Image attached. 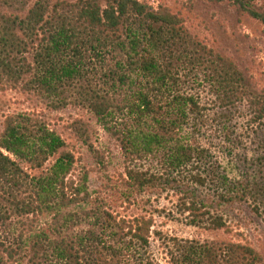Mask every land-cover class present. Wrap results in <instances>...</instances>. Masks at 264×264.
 Instances as JSON below:
<instances>
[{
    "label": "rangeland",
    "instance_id": "1",
    "mask_svg": "<svg viewBox=\"0 0 264 264\" xmlns=\"http://www.w3.org/2000/svg\"><path fill=\"white\" fill-rule=\"evenodd\" d=\"M35 1L26 0L16 8L0 4V10L25 17ZM58 1L68 7L80 0L51 3ZM140 1L180 19L177 30L164 35L169 39L167 47L156 51L170 73L172 93L167 92L164 101L173 94L195 100V105L186 107L185 116L177 112L172 116L178 119L179 133L203 148L206 156L188 168L172 171L162 153L130 152L128 132L139 126L129 106L133 89L112 73L122 71L117 52L104 49L98 56L88 46L84 50L87 74L81 86L68 92L65 106H54L32 82L34 54L48 24L30 36L16 28L24 42L7 58L13 71L0 69V133L6 118L19 113L30 114L56 130L75 156L67 181L77 185L89 176L94 191L88 206L101 211L102 218L98 222L80 214L59 233L52 229L55 212L11 214L8 221L0 222V264H183L192 245L211 248L206 264L248 263L251 256L239 246L254 248L262 257L255 264H264V22L235 0ZM251 7L263 12L264 0ZM136 30L141 35L147 31L145 24L131 16L114 37L129 41ZM141 81L145 86L147 80ZM90 101L108 102L112 114L106 123L100 122ZM18 161L31 178L54 162L39 168ZM128 170L157 175L158 182L151 187L132 186ZM189 171L201 173L204 184L194 183ZM25 189L19 200L32 199V187ZM222 194L229 200H220ZM191 199L200 201L205 216L196 217L186 208ZM216 215L223 216L226 227L213 228L211 220ZM141 217L152 220L149 244L144 246L128 230ZM91 229L102 235V242L93 253L80 249L76 256L78 236ZM43 231L52 242L34 236ZM61 242L69 245L66 258L53 248ZM111 245L120 250L114 252Z\"/></svg>",
    "mask_w": 264,
    "mask_h": 264
},
{
    "label": "trees",
    "instance_id": "2",
    "mask_svg": "<svg viewBox=\"0 0 264 264\" xmlns=\"http://www.w3.org/2000/svg\"><path fill=\"white\" fill-rule=\"evenodd\" d=\"M24 1L26 2L0 0V4L7 8H16ZM235 1L250 7L251 13L264 22V11L251 9L252 3L258 0ZM105 2L103 5L101 0H80L79 3L66 7L64 1L52 5L51 0H36L25 17L20 13L6 15L0 10V69L13 71L7 58L12 56L14 48L19 50L24 42L16 28L30 36L38 28L48 24L34 54L36 71L32 82L34 88L45 94L54 106L62 107L68 103V92L76 86L80 87L81 80L87 74L84 50L89 46L88 49L94 50L98 56L104 49L117 52L121 56L118 64L122 71L114 70L112 73L117 74L122 83H128L133 89V100L131 99L129 106L131 113L137 115L139 126V129L128 132L130 152L139 155L162 153L169 170L188 168L195 161L204 158L206 153L203 148L186 141L179 133L178 119L172 114L177 112L185 116L188 104L196 103L193 98L180 94H173L172 98L167 97L168 100L164 101V95L167 92L172 93L168 87L170 73L163 68L156 55V51L167 47L169 39L164 38V35L176 31L180 19L168 10H156L140 0ZM51 11L54 14L50 18L48 16ZM131 16L145 24L147 31L142 35L138 30L132 32L129 41L121 37L117 40L114 35ZM149 78L152 80L148 82ZM141 79L147 80L146 87ZM90 105L100 122L106 123L112 114L108 102L90 101ZM18 159L39 168L48 161L54 162L40 175L31 178ZM74 160L75 156L67 149L65 139L45 122L27 113L9 115L5 128L0 133V189L4 191V194L0 192V222L8 221L11 214L23 216L55 212L52 229L59 233L80 218V214L85 218L93 216L99 222L102 212L88 206L94 191L90 187L89 176H85L84 181L77 185L67 181ZM128 173L133 180L132 186L135 187H151L158 182L157 175L147 177L134 170H128ZM190 179L199 184H204L206 180L201 173H191ZM224 179L227 180L226 177ZM30 186L33 190L30 195L32 199L27 201L23 197L19 200L22 190ZM220 198L229 200L223 194ZM185 205L196 217L206 215V210L202 211V204L196 199H191L190 204ZM211 221L213 228L226 227L221 215L213 216ZM134 222L129 225L128 230L134 232L133 236L143 246L148 245L152 220L141 217ZM34 236L52 242L45 231ZM102 240V235L94 229L85 235H79L80 248H75L76 256L80 255V249L85 254L93 253L98 242L101 243ZM41 241L35 243L37 249ZM61 244L56 243L53 248L60 257L66 258L69 245L65 242ZM239 247L251 256L246 264H255L262 258L250 246ZM109 248L114 252L120 250L113 245ZM71 254L72 252L70 256ZM44 256L48 257L47 253ZM206 256H212L210 247L198 248L192 245L184 254L186 261L183 264H206ZM86 260L88 261L87 257Z\"/></svg>",
    "mask_w": 264,
    "mask_h": 264
}]
</instances>
